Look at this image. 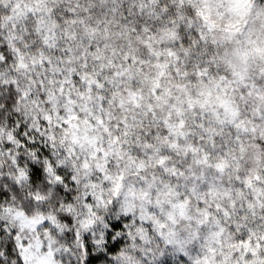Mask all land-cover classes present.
<instances>
[{
    "label": "clouds",
    "instance_id": "clouds-1",
    "mask_svg": "<svg viewBox=\"0 0 264 264\" xmlns=\"http://www.w3.org/2000/svg\"><path fill=\"white\" fill-rule=\"evenodd\" d=\"M0 264H264V0H0Z\"/></svg>",
    "mask_w": 264,
    "mask_h": 264
}]
</instances>
